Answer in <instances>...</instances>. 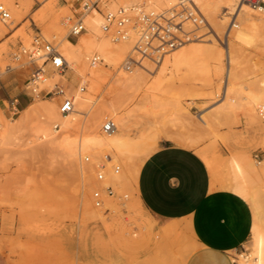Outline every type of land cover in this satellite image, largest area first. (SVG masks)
Instances as JSON below:
<instances>
[{"label": "bare ground", "instance_id": "obj_1", "mask_svg": "<svg viewBox=\"0 0 264 264\" xmlns=\"http://www.w3.org/2000/svg\"><path fill=\"white\" fill-rule=\"evenodd\" d=\"M0 1L9 8V22L18 21L24 15V7L15 6L14 0ZM175 2L176 0H100V7L110 12L123 7L133 16L139 10L162 13ZM194 2L205 18L209 16L225 21L229 17L228 27L221 36L226 58L224 71L216 60L211 61L208 58L202 62L196 60L197 54L203 51V46L198 45L197 39L169 51L159 62L152 61L153 65L146 60L147 63L144 65L148 71L139 66L127 69L124 61L128 59V54L135 52L137 41V34L131 26H128L125 38L113 40L109 33L101 28L104 22L102 13L96 8H91L86 10L82 16L84 31L78 34L75 41H71L66 37L69 32L67 31L68 17H72L67 14L64 16L67 7L63 6L66 7L65 11L63 8H56V0L43 3L44 6L31 17V20L41 25L44 33L42 36L45 39L49 40L51 37L54 40L59 53L66 61L70 78L67 79L66 74L57 71L47 62L42 66L45 73L27 84L33 93L31 102L21 109L15 118H6L0 113L1 157L9 159L11 151L20 145L45 143L71 162L76 175V183L75 180L73 181L76 186L73 184L72 187L76 191L74 192L77 196L76 200L84 216H102V209L93 205L91 196H89L90 199L86 197L85 190L89 192L95 186L114 185L117 182L131 189L132 194L128 200V207H136L148 212L136 194V179L141 163L156 147L158 137L162 136L185 147H192L203 139L202 136L199 139V135L211 129L218 120L236 121L239 112H250L264 118V77L257 85V82L255 83L252 79L241 80V74L236 70L239 61L236 60L238 52L256 47L258 38L264 37V15L240 0H194ZM220 8L222 10L218 12ZM68 11L66 13L70 12ZM4 29L0 24V32ZM30 36L29 34L24 35L23 43L26 44ZM207 38L208 35L202 39ZM6 49L5 46L0 47V75L2 73L5 75L6 70L20 69L25 63L15 61L13 58L12 61L3 60ZM93 56H97L100 60L96 65L90 66V59ZM35 60L41 64L43 58L38 57ZM107 65L117 68L113 78L107 77L109 74L106 69ZM213 76L219 77L221 87L219 84L215 85L217 87L210 85L213 82ZM58 82L62 83L59 87V91H62L60 95H53L49 98L38 97V91L44 89L50 92L54 90ZM218 95L221 96L214 104L200 114L192 115L195 121L189 116L191 113L189 105L195 99L205 96L214 98ZM64 97H70L73 102L72 109L66 114L60 112L58 105L59 99ZM143 118L144 122L141 121ZM107 119H111L115 126L111 131L105 132L102 130V125ZM177 124L187 126L189 130L193 126L194 133H197L190 135L177 132L173 129ZM132 129L135 132H132ZM207 134L210 135V133ZM216 135L219 134L216 133ZM14 151L18 152L15 149ZM44 151L46 152V149ZM196 153L202 158L210 172V187L213 189L216 181V167L213 161L217 159L215 157L217 154H211L215 157L212 159L210 153L202 148H197ZM231 154V157L225 159L227 160L225 166L227 170L224 172L227 175L226 181L223 180L224 182L221 183V180L225 178L221 172L223 176H220L223 178L219 180L218 185L228 187L246 199L253 215L252 245L249 251L238 254V263L264 264V181L256 180L264 176V159L256 162L248 156ZM106 155L109 157L106 158ZM219 161L221 160L217 161L220 164ZM115 165L119 168L115 169ZM96 170L102 172V179H96L94 174ZM21 189V192L25 193L28 186L24 185ZM73 197L74 195L72 199ZM114 207L119 206L114 205ZM145 222L150 230L155 227V224L163 226L164 235L170 234L171 236V233L174 234L177 231L178 224L176 226L175 219L164 224H160L156 219H145ZM145 222H143L144 225ZM177 242L182 243L178 240ZM174 246L175 244L172 245ZM176 247V250L173 249L175 252L181 248H178V245ZM10 249L13 250L11 247ZM158 252L159 250L157 255L160 257L161 253ZM164 259L166 262V256ZM176 262L175 264L181 263Z\"/></svg>", "mask_w": 264, "mask_h": 264}, {"label": "rangeland", "instance_id": "obj_2", "mask_svg": "<svg viewBox=\"0 0 264 264\" xmlns=\"http://www.w3.org/2000/svg\"><path fill=\"white\" fill-rule=\"evenodd\" d=\"M47 1L14 0V5L24 7L25 12L18 21L9 22L10 19L6 22L0 21V24L5 28L0 32V47L5 46L7 48V52L3 54V60L12 61L15 59L14 54L21 53L22 48H29L28 45L31 44L34 35L40 34L41 31V35L44 34L41 25L31 20V17ZM79 1L56 0V8H63V11H65L67 7V10L70 12L66 13V10L64 16L67 14L73 17V12L78 7ZM221 10L220 8L218 12H221ZM205 19L206 25L201 27L198 33L203 35L204 38L208 35V38L202 39L203 37L201 36L202 38L197 39L199 41L197 42L198 45L203 46V51L197 54L196 60L201 62L207 58L211 61L216 60L220 63L222 71H224L226 58L221 36L228 27L229 17L225 20L226 22L218 18L213 19L209 16ZM67 31H69V26ZM28 34L31 36L28 37V42L25 44L23 43L24 35L28 36ZM213 35H216L215 38ZM77 36L68 33L66 35L71 41H75ZM261 37L256 41V47L242 51L240 52L241 54L238 52V58L236 57V60H239L236 70L241 74V80L252 79L255 83L257 82V85L260 84V80L264 77V43H262L264 42V37H262L263 39ZM50 38L49 40H52ZM212 38L217 39V41ZM52 42L56 44L54 40ZM128 55L136 56L135 52ZM145 58H142L138 64L132 65L131 69L139 66L143 70L146 69L148 71V68L144 64L147 62L152 64V61ZM15 61L25 62L24 66L20 69L6 70L4 72L5 75L3 73L1 74L2 76L0 75V113L6 118L17 117L19 111L26 107L33 98V93L27 87L28 82H30L31 70L33 69L32 62L29 61L25 54H20V57L15 59ZM106 69L109 73L107 77L113 78L117 68L107 65ZM64 74H66L67 79L70 78L68 67ZM255 76L259 79H257L258 81L255 79ZM213 77V82L211 80L212 84L210 85L214 87L219 84V87H221L219 77ZM61 84L58 82L54 90L49 93H46V90L38 92V97L49 98L53 95H60L62 92L59 91ZM220 96L218 95L214 98L205 96L195 99L189 105V112H191L189 116L194 119L192 115H198L203 110H206ZM11 97H17L19 100L16 105L19 111L14 115H11L10 112L7 114L5 109L6 100ZM61 100L60 98L58 105ZM185 103L188 102L185 101ZM141 121L144 122L145 119L143 118ZM174 127L176 128H173L175 131L183 134L195 135L197 133H194L193 126H190L191 130L187 126H179V124ZM192 130L193 132L191 133ZM208 131L205 133H210V135H204L205 133L199 135V139L201 136L203 139L196 142L198 145L195 143V145H191L192 147L187 146L186 148L193 149L195 147L194 151L197 148L206 149L210 153V156L211 154H217L215 156L217 159L213 155L211 156L212 159H215L212 161L217 170H215V185L219 186V180L223 178L221 176L224 175L225 177L221 180V183L226 179L227 175L224 172L227 170L225 169L227 160L225 159L231 157V153H236L237 156H248L256 162L261 161L256 160V157L252 155L249 148L253 147L255 150L261 148L264 151V118L257 115L238 114L236 121L225 122L223 119L218 120ZM132 132H135V130L132 129ZM216 133L219 135H216ZM173 143L183 146L177 144L175 141ZM29 145H20L14 148L18 152H15L13 149L9 159H3L0 155V264H167V262L168 264H175V261H177L176 263L178 261L181 262L178 264L185 263L187 256L192 251L191 249H193V244L190 241L191 233L187 222H177L178 232L171 233V236L170 234L164 235L165 233H162L163 226L159 224H155V227L150 230L146 225L145 219L153 220L155 218L149 212H144L136 207H128V200L132 194L131 189L119 182L113 185L114 194L107 196L100 207L102 209V216L86 217L80 210V204L76 200V193H74L76 191L72 187L76 183V175L74 174L75 171L71 162L45 143ZM229 154L230 156H228ZM219 159L221 160L219 161L220 164L217 162ZM257 165L259 166V163ZM94 174L96 175V173ZM217 177L219 178L217 179ZM74 180L75 183H73ZM256 180H260L259 182L264 181V176L262 175ZM24 185L28 186L26 190L28 193L21 192V188ZM74 189L76 190V188ZM90 192L91 190L89 192L87 189L85 190L86 197L88 196L89 199ZM124 194L126 195L125 197ZM72 195H74L73 199ZM73 202L75 203L73 204ZM114 205H118L119 207H114ZM143 222H145L146 227ZM177 240L182 241V243L180 242L182 245ZM171 243L175 244V246L172 247V244L170 247L169 244ZM9 245L13 250L8 247ZM177 245L178 248H181L175 252L173 249ZM186 247L190 248V251ZM185 249H187V252H185ZM23 250L24 253H22ZM158 250V253H161V258L157 255ZM162 254L164 256H161ZM29 255L30 257H27ZM183 256L185 257L182 258Z\"/></svg>", "mask_w": 264, "mask_h": 264}, {"label": "crops", "instance_id": "obj_3", "mask_svg": "<svg viewBox=\"0 0 264 264\" xmlns=\"http://www.w3.org/2000/svg\"><path fill=\"white\" fill-rule=\"evenodd\" d=\"M249 150L256 160L264 158L261 148ZM209 173L196 151L158 137L139 167L136 194L160 224L188 223L193 249L184 264H241L238 254L252 245V209L230 188L212 189Z\"/></svg>", "mask_w": 264, "mask_h": 264}, {"label": "built area", "instance_id": "obj_4", "mask_svg": "<svg viewBox=\"0 0 264 264\" xmlns=\"http://www.w3.org/2000/svg\"><path fill=\"white\" fill-rule=\"evenodd\" d=\"M248 4L252 9L264 15V0H240ZM96 8L102 15L104 22L101 28L104 32L109 33L113 40L123 39L127 35V28L131 26L137 34L135 43V57L127 56L124 61L126 68L138 64L144 57L151 61L159 62L169 51L201 37L199 29L206 25V19L199 11L194 0H176V2L162 13H154L139 10L135 15H130L129 11L123 7H118L115 12L103 10L100 7V0H80L78 7L73 12V17H68L69 32L68 34L77 36L84 31L82 16L88 9ZM10 19L8 8L0 1V21L6 22ZM20 54L27 55L32 62L30 81L39 78L45 70L42 66L50 63L51 66L61 73L67 69L66 61L59 53L56 44L51 40L45 39L41 34L34 35L29 48H22L21 53L14 54V58L20 57ZM42 57L41 64L37 63L35 58ZM97 56L90 59V66L99 62ZM58 84V83H57ZM56 87V86H55ZM54 87V88H55ZM44 90V89H42ZM40 90V91H42ZM38 91V92H40ZM53 91V90H52ZM51 92V91H50ZM46 93H49L46 91ZM6 106L11 115L18 113L16 99L14 97L6 100ZM73 107L70 97L62 98L59 104V110L62 114L68 113ZM114 122L111 119L105 120L102 130L111 131L114 128ZM109 156L106 155V158ZM118 169V165L114 166ZM96 179H102V172L96 171ZM114 194L112 184H106L102 187H93L90 192L94 206L101 207L107 196ZM126 195L124 194V197Z\"/></svg>", "mask_w": 264, "mask_h": 264}]
</instances>
